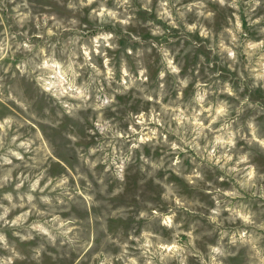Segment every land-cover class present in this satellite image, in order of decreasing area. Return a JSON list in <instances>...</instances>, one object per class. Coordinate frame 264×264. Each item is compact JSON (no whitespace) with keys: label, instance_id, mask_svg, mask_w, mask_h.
<instances>
[{"label":"rangeland","instance_id":"1","mask_svg":"<svg viewBox=\"0 0 264 264\" xmlns=\"http://www.w3.org/2000/svg\"><path fill=\"white\" fill-rule=\"evenodd\" d=\"M0 264H264V0H0Z\"/></svg>","mask_w":264,"mask_h":264}]
</instances>
